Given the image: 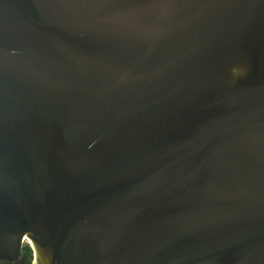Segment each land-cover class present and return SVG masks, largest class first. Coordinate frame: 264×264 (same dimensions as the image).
Instances as JSON below:
<instances>
[{
  "label": "water",
  "instance_id": "obj_1",
  "mask_svg": "<svg viewBox=\"0 0 264 264\" xmlns=\"http://www.w3.org/2000/svg\"><path fill=\"white\" fill-rule=\"evenodd\" d=\"M264 264V0H0V263Z\"/></svg>",
  "mask_w": 264,
  "mask_h": 264
},
{
  "label": "flooded vegetation",
  "instance_id": "obj_2",
  "mask_svg": "<svg viewBox=\"0 0 264 264\" xmlns=\"http://www.w3.org/2000/svg\"><path fill=\"white\" fill-rule=\"evenodd\" d=\"M26 245V243L23 245V248L24 246ZM28 245V244H27ZM22 248V255H26L28 257V260H29V264L31 262V259H32V251L28 254V253H24V250ZM0 264H4V263H0Z\"/></svg>",
  "mask_w": 264,
  "mask_h": 264
},
{
  "label": "trees",
  "instance_id": "obj_3",
  "mask_svg": "<svg viewBox=\"0 0 264 264\" xmlns=\"http://www.w3.org/2000/svg\"><path fill=\"white\" fill-rule=\"evenodd\" d=\"M23 250H24V253L29 254L31 252V248L27 244L24 246Z\"/></svg>",
  "mask_w": 264,
  "mask_h": 264
}]
</instances>
